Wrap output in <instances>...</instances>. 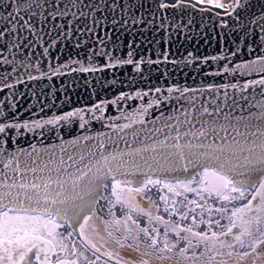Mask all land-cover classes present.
Masks as SVG:
<instances>
[{
    "label": "snow or ice",
    "instance_id": "snow-or-ice-1",
    "mask_svg": "<svg viewBox=\"0 0 264 264\" xmlns=\"http://www.w3.org/2000/svg\"><path fill=\"white\" fill-rule=\"evenodd\" d=\"M0 93V264H264V0H0Z\"/></svg>",
    "mask_w": 264,
    "mask_h": 264
},
{
    "label": "water",
    "instance_id": "water-1",
    "mask_svg": "<svg viewBox=\"0 0 264 264\" xmlns=\"http://www.w3.org/2000/svg\"><path fill=\"white\" fill-rule=\"evenodd\" d=\"M214 11V10H213ZM198 19H200V17L198 16ZM203 22H204V24L205 25H208V26H211V24H212V20L209 18V14H204V16H203ZM138 31V30H137ZM212 34H214V33H212ZM192 35L196 38V40H200L201 38L197 35V33L195 32V31H193V33H192ZM130 38V37H129ZM151 38V37H150ZM137 39H139V40H141L142 41V37H137ZM181 44H183L184 45V47L183 48H181L180 49V51L181 52H183L185 49H188V50H193L194 49V44L190 41V42H188V43H185L183 40H181V41H179V43L178 44H176L175 46H174V48H173V51H175V49L177 48V47H180V45ZM200 51L202 52V53H204V52H207V53H213V52H215L216 51V44H215V42L213 41V43L210 45V46H205V45H203V43L201 42V44H200ZM129 72H130V69H127V70H125V71H123V72H121V73H119L118 74V79L119 80H127L128 79V74H129ZM177 79H183L182 77H180L179 75L177 76ZM189 83L190 84H193L194 82L193 81H191V80H189ZM195 83L196 84H198L199 83V78H197V80L195 81ZM121 87V85L120 84H117L116 85V88H120ZM0 95H3V93H0ZM109 95H111V93H109ZM74 99H77L76 97H74ZM86 97H85V99L84 100H81L80 102L81 103H83V102H86ZM33 103H35V101H33ZM25 116L27 115L26 113L24 114ZM21 118H23V116L21 117ZM124 121H122V123H123ZM133 127H137L136 125H134ZM122 147H123V145H121Z\"/></svg>",
    "mask_w": 264,
    "mask_h": 264
},
{
    "label": "flooded vegetation",
    "instance_id": "flooded-vegetation-1",
    "mask_svg": "<svg viewBox=\"0 0 264 264\" xmlns=\"http://www.w3.org/2000/svg\"><path fill=\"white\" fill-rule=\"evenodd\" d=\"M229 2H230V1H229ZM229 2H228V3H229ZM217 10H221V9H217ZM162 214H163V213H162ZM173 219H175V217H173ZM190 219H191V217H189V221H186V222H184V223L187 224L188 222H190ZM103 259H104V258L102 257L101 264H103Z\"/></svg>",
    "mask_w": 264,
    "mask_h": 264
},
{
    "label": "rangeland",
    "instance_id": "rangeland-1",
    "mask_svg": "<svg viewBox=\"0 0 264 264\" xmlns=\"http://www.w3.org/2000/svg\"><path fill=\"white\" fill-rule=\"evenodd\" d=\"M230 0H222L223 3L227 4Z\"/></svg>",
    "mask_w": 264,
    "mask_h": 264
}]
</instances>
